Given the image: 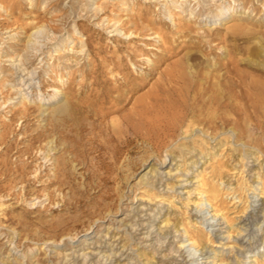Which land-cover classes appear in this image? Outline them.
Masks as SVG:
<instances>
[{"label":"rangeland","instance_id":"rangeland-1","mask_svg":"<svg viewBox=\"0 0 264 264\" xmlns=\"http://www.w3.org/2000/svg\"><path fill=\"white\" fill-rule=\"evenodd\" d=\"M224 11L232 15L215 22L214 17ZM248 36L261 37L243 40ZM263 39L264 0H0V264H264L261 112L241 117L247 120L245 129L233 124L224 128L218 119L210 122L204 101L210 94L197 98L192 113L178 104L174 108L159 103L152 107L157 117L148 120L147 126L141 124L142 132L149 134L146 144L134 138L119 160L111 154L104 158L99 151L71 156L70 177L63 187L52 161L43 159L40 152L51 139L32 144V135L45 131L52 113L67 100L91 102L105 95L110 106V100L133 87H140L134 95L140 100V95L154 84L162 85L159 79L169 75L176 80L174 86L181 82L172 90V85L166 88L175 102L186 81L192 80L191 66H202L201 78L214 77L218 72L213 65L227 64L232 58L247 61L250 57L249 62L263 69ZM232 49L238 54L230 53ZM246 67L241 62L238 69L262 75ZM181 71H186L180 74L183 77L178 76ZM136 99L123 103L124 107L121 104L108 120L131 114ZM183 115L186 123L175 126L176 132L173 119ZM29 146H35L32 153L41 157L39 161L25 153ZM54 153L57 158L62 154L60 149ZM6 162L14 170L26 164L29 175L24 183L12 172L6 179ZM40 165L41 179H36L38 174L33 172Z\"/></svg>","mask_w":264,"mask_h":264},{"label":"bare ground","instance_id":"bare-ground-1","mask_svg":"<svg viewBox=\"0 0 264 264\" xmlns=\"http://www.w3.org/2000/svg\"><path fill=\"white\" fill-rule=\"evenodd\" d=\"M29 1V0H28ZM37 1V0H36ZM33 2V1H32ZM38 3V2H37ZM32 4V3H31ZM33 5V4H32ZM62 12V10H61ZM216 14V13H215ZM231 12L230 13H226L225 11L222 12V14L220 15H217L214 17V21H219L221 19H227L230 17ZM40 16V15H39ZM41 17V16H40ZM43 18V17H42ZM35 19V18H34ZM40 19V18H39ZM44 19V18H43ZM48 20V18L46 19ZM41 21V20H40ZM50 20L46 21L49 22ZM43 23L44 20H43ZM226 23V22H225ZM33 24V23H32ZM42 25V23H40ZM50 25V23H48ZM47 24V25H48ZM44 25V24H43ZM53 25V24H52ZM57 25V24H56ZM65 25V24H64ZM35 26H39V25H34ZM51 26V25H50ZM55 26V25H54ZM33 27V28H34ZM45 27V26H44ZM42 27V28H44ZM244 27V26H243ZM241 26V28L238 26L237 28H240V29H245L246 27L243 28ZM250 27V26H249ZM248 27V28H249ZM40 28V27H39ZM40 28V29H42ZM51 28H54L51 26ZM56 28V26H55ZM58 28V27H57ZM236 30V27H233L231 29H234ZM59 29V28H58ZM57 29V31H58ZM61 29L63 30V27L61 26ZM256 29V28H255ZM255 29H253V31H256ZM28 30V29H27ZM60 30V32L62 31ZM252 29L249 28V31L251 32ZM43 31V30H42ZM41 31V32H42ZM240 31H243V30H240ZM246 31V30H244ZM248 31V33H250ZM252 31V32H253ZM25 32V31H24ZM29 32V31H28ZM229 32V31H228ZM232 32V31H231ZM229 32V34L231 33ZM235 32V31H233ZM236 32H238L236 30ZM235 32V33H236ZM258 32V31H257ZM26 33V32H25ZM241 33V32H240ZM238 32V34H240ZM244 33V32H243ZM262 33V32H261ZM28 34V33H27ZM257 34V33H255ZM237 35V34H236ZM241 35V34H240ZM245 35H247L245 33ZM244 35V36H245ZM249 35V34H248ZM252 35V34H251ZM261 35V34H260ZM27 36V35H26ZM32 36H29V39L27 41H31L32 39ZM261 37V36H259ZM258 36H248L247 38L245 37L243 40L245 41H250L252 38H259ZM28 38V37H27ZM229 38V37H228ZM260 40V39H259ZM262 40V39H261ZM264 40V39H263ZM258 41V40H257ZM207 42V41H206ZM209 42V41H208ZM207 42V43H208ZM254 42V41H253ZM262 43V41H260ZM25 43V42H24ZM206 43V44H207ZM244 43V42H243ZM256 43V42H254ZM26 44V43H25ZM28 44V42H27ZM237 44V43H236ZM246 44V43H245ZM260 44V43H259ZM251 45V44H250ZM256 45V44H254ZM26 46V45H25ZM82 45H80L81 47ZM233 46V45H232ZM237 46V45H236ZM235 47V46H234ZM264 47V46H263ZM262 47V48H263ZM27 47H25L26 49ZM261 48V47H260ZM244 49V48H243ZM27 50V49H26ZM73 50V49H71ZM79 50V49H78ZM82 50V49H81ZM231 50V49H230ZM250 50V49H249ZM248 50V51H249ZM74 51V50H73ZM226 51V50H225ZM236 49H232V51H230V53H236L235 52ZM251 51V50H250ZM1 52V51H0ZM59 52V51H58ZM200 52V51H199ZM227 52V51H226ZM238 52V51H237ZM242 52V51H241ZM243 52L245 53H250V52H246L243 50ZM263 52V51H262ZM79 53V52H78ZM81 53V52H80ZM228 53V52H227ZM264 53V52H263ZM1 54V53H0ZM57 54V53H56ZM201 54V53H200ZM203 54V53H202ZM238 54V53H236ZM227 55V54H226ZM240 55L243 56V54L240 53ZM246 55V54H245ZM249 55V54H248ZM247 55V56H248ZM59 56V55H58ZM78 56V55H76ZM190 56V55H189ZM195 56V55H194ZM204 56V55H202ZM201 56V57H202ZM229 56V55H228ZM235 56V55H234ZM233 56V57H234ZM263 56V55H262ZM1 57V56H0ZM27 60L30 58L29 56H27ZM193 57V55H192ZM197 57V56H196ZM195 57V58H196ZM209 57V55L207 56ZM238 57V56H237ZM60 58V57H59ZM77 58L79 59V57H76V60ZM191 58V57H190ZM199 58V57H197ZM210 58V57H209ZM245 58V57H244ZM263 58V57H262ZM63 59V58H62ZM184 59V58H183ZM207 59V58H205ZM230 59V58H228ZM233 59L235 58H232L231 61L227 64H223L221 66H219V63L213 65V70L214 71H217L218 74L214 75V77L212 76L211 77H208V78H205V76H203V78H201V72H200V68L202 67L200 64L199 65H195V66H191L190 67V74H192V80L191 82L188 80V82L186 81L185 85H187L186 89L183 90V92H180L181 94L179 95V99H176V101L174 102L173 99H171V94L172 91H169L170 89H168V91L166 90V88H168L169 86L168 85H172L171 86V90L172 88H174L175 86H178L180 85V83L177 85V83L175 84V86L172 84L174 83L172 78L173 76L170 74L171 71H168L169 69H171V67L166 70V72H170L169 74L172 76V78L169 76V75H163L162 73V77L165 76V78L163 77L162 79H159L160 82H162V85L160 83H158L159 85H156V86H152V89L149 91L148 90V93H145L143 95H140L142 96V99L141 97H138L140 100L136 99L134 97L135 93L137 91H139L140 87L138 88H129L127 91H125L124 93H121V95L119 94V96L115 97L114 99L110 100V106L107 107L106 104H107V96H101L103 98H96V100H92L90 102L86 100L82 103L79 102L78 100L75 101V102H69L68 100L66 101V104L60 108V110H56V107H55V110L56 111H52V115H51V120L49 122V126L45 129V131H36L34 135H32V140H33V145L36 146V143L38 142H41L42 144V140H49L51 139V141H48L47 143V147H43V148H40V152H43V159L45 160H49L52 161V165H54L55 167V176L58 180V183L60 186L63 187V185L65 184H68V173L70 174L69 170H70V166L72 165V159H71V156H73L74 158H78L80 157L79 154H82L85 152L88 151L89 152H98L99 151V154H102L104 158H106V155L108 154H111L112 158L115 159V160H119V158L125 153V151H127V149L129 148L130 149V145L131 143L133 142L134 138H137L139 140L143 142H145L146 144V141L149 140V134L147 133H144L142 132V127L141 124L142 122H145L143 123V125L146 124V122L154 117H157V115L159 113H155V111H153L152 107H154L155 109V106L159 103H167L170 107H174L175 104H178L179 108L182 107L185 111L187 110V113L191 111V113L193 112V110L195 109V103H196V100L198 97H204L205 94H210V96L207 98V100H204L206 102V104L208 105L207 106V113H209V118H210V122L212 123H215L216 120H220V122L222 123V126L224 128H226L228 125L230 124H233L234 127H243V124H246L245 122L247 121L246 118L245 120L242 121L241 117L243 115H247V112H250L251 113V116L253 114H255V116L259 115V113H257V111L261 112L262 115L264 116V79L261 78V76L264 74V68L262 69V66L260 68V64L259 63H252L249 62L248 60L250 59V57L247 59V61L245 60H241V59H238L237 61H234ZM255 59V58H254ZM257 59V58H256ZM260 59V58H259ZM26 60V59H25ZM31 60V59H29ZM28 60V61H29ZM190 60V59H189ZM192 60V59H191ZM204 60V59H203ZM236 60V59H235ZM260 60H263V59H260ZM188 61V60H187ZM220 61V60H218ZM223 61V60H222ZM226 61V60H225ZM258 61V60H257ZM77 62V61H76ZM182 62V60H181ZM200 62V61H199ZM213 62V61H212ZM221 62V61H220ZM241 62H244V65L249 67L252 69H255L259 72L262 73V75L259 77V76H256V73L255 75H252V74H245V69L244 71H241L238 69V66L241 65ZM25 63V61H24ZM30 63V62H29ZM179 63V62H177ZM191 63V62H190ZM204 63V62H202ZM183 64V63H182ZM197 64V63H196ZM210 64V63H209ZM221 64V63H220ZM176 65V64H175ZM178 65V64H177ZM189 65V64H188ZM180 66V65H179ZM176 67V66H174ZM189 67V66H188ZM244 67V66H243ZM242 67V69H243ZM246 67V68H247ZM177 68V67H176ZM179 68V67H178ZM180 68H182L180 66ZM184 68V67H183ZM205 69V67H203ZM240 68V67H239ZM172 69L175 70V68L172 67ZM203 69V70H204ZM209 69V68H208ZM207 69V71H208ZM211 69V68H210ZM177 70V69H176ZM178 70H181V69H178ZM184 70V69H182ZM202 70V71H203ZM205 71V70H204ZM249 71V70H248ZM248 71H246L248 73ZM174 72V71H173ZM179 71H177L178 73ZM182 73H179L178 76L181 75H185V72L184 71H181ZM189 72V71H188ZM187 72V73H188ZM210 72V70L208 71ZM256 72V71H255ZM203 73V72H202ZM205 73V72H204ZM212 73V72H211ZM210 73V74H211ZM214 73V72H213ZM252 73V72H251ZM175 74V73H174ZM189 74V75H190ZM188 75V74H187ZM204 75V74H203ZM260 75V74H259ZM169 76V77H168ZM175 76V75H174ZM177 77V75H176ZM180 77H183V76H180ZM179 77V78H180ZM264 77V76H263ZM178 78V77H177ZM187 78V77H186ZM175 79V78H174ZM182 79V78H180ZM179 81H184V80H180ZM185 79V78H184ZM157 81V82H159ZM199 81H203L204 83L200 84ZM98 84V83H97ZM27 84L23 85V86H26ZM101 85V84H100ZM133 85V84H132ZM138 85V84H137ZM144 85V84H143ZM182 86H184L183 84H181ZM103 86V85H102ZM127 86V85H126ZM125 86V88H126ZM134 86V85H133ZM140 86V85H139ZM142 86V84H141ZM100 87V86H99ZM109 87V86H107ZM146 87V86H145ZM115 88H119V87H115ZM114 88V89H115ZM121 88V87H120ZM128 88V87H127ZM126 88V89H127ZM144 88V87H143ZM170 88V87H169ZM176 88V87H175ZM178 88V87H177ZM105 90V86L103 88ZM111 89V88H110ZM179 89V88H178ZM176 89V90H178ZM58 90V89H57ZM61 90V89H60ZM97 90V89H96ZM118 90V89H117ZM120 90V89H119ZM102 91V90H101ZM174 91V90H173ZM181 91V89H180ZM60 92V91H58ZM57 92V93H58ZM98 92V91H96ZM105 92V91H104ZM113 93V91H111ZM118 92V91H117ZM170 92V93H169ZM56 93V94H57ZM107 93V91L105 92ZM111 93V94H112ZM128 93H130L128 95ZM178 93V92H177ZM65 94V93H64ZM69 94V93H68ZM67 94V96H68ZM72 94V93H71ZM70 94V95H71ZM110 94V95H111ZM174 94H175V91H174ZM55 95V94H54ZM114 95V94H113ZM178 96V95H177ZM60 97V96H59ZM79 97V96H78ZM97 97V96H96ZM100 97V96H99ZM111 96H109L108 98H110ZM174 97V95H173ZM54 99L55 98H58V95L57 96H54L53 97ZM74 98V97H72ZM86 98V97H85ZM94 98V96H93ZM132 98L136 99L137 102H135V104H133V108L134 110H131L133 111L130 115L127 113V115H123L122 116H118L119 118L118 119H112V121L110 122L109 119V116L112 115L113 113L117 112L121 107V104L123 105L124 104H128L131 102ZM200 98V99H202ZM71 99V98H70ZM80 99V97H79ZM111 99V98H110ZM205 99V98H204ZM76 100V98L74 99ZM82 100V98H81ZM80 100V101H81ZM88 100V99H87ZM149 100V101H148ZM199 100V99H198ZM253 102V106L255 105H258V107H253L249 105V102ZM256 103V104H255ZM109 104V103H108ZM202 104V103H201ZM53 105V104H52ZM56 106V105H55ZM156 106V107H157ZM160 106V105H159ZM162 106V105H161ZM161 106L159 108H161ZM124 107V105H123ZM163 107H167V105L163 106ZM177 107V109H178ZM198 107V106H197ZM126 108V107H125ZM176 108V107H174ZM200 108V106H199ZM206 107H203L202 109H204ZM163 109V108H162ZM176 109V110H177ZM181 109V108H180ZM179 109V110H180ZM198 109V108H197ZM122 110V109H121ZM124 110V108H123ZM131 110H128L131 111ZM173 110V109H172ZM200 112H201V109H199ZM126 111V110H125ZM167 111V110H166ZM165 111V112H166ZM171 111V110H169ZM174 111V110H173ZM127 112V111H126ZM158 112V111H156ZM177 112V111H176ZM206 112V110H205ZM163 113V112H162ZM168 113V112H166ZM170 113V112H169ZM178 113V112H177ZM176 113V114H177ZM249 113V114H250ZM24 114V113H23ZM174 114V113H173ZM180 114V113H178ZM177 114V115H178ZM198 114V113H197ZM195 114V115H197ZM206 114V113H205ZM164 115V113H163ZM181 115V114H180ZM162 116V115H161ZM167 116V115H166ZM187 116V115H186ZM190 116V114H189ZM201 116V115H200ZM254 116V115H253ZM254 116V117H255ZM171 117V115H170ZM175 117V116H174ZM178 117V116H177ZM184 117V115L182 116ZM181 117V118H182ZM203 117V116H202ZM249 117V116H248ZM111 118V117H110ZM167 118V117H166ZM179 118V117H178ZM178 118H174L173 120V125L174 127L179 125V126H182L184 123H186L185 120H187V117H184L180 120H177ZM204 118V117H203ZM257 118V117H256ZM191 119V117H190ZM189 119V120H190ZM193 119V118H192ZM252 119V118H251ZM259 119V117H258ZM261 119V118H260ZM45 120V119H44ZM161 120V118L159 119ZM158 120V121H159ZM164 121L162 122H165V118H163ZM197 120V119H196ZM204 120V119H203ZM249 120V119H248ZM262 120V119H261ZM260 120V122H261ZM169 121V120H167ZM194 121V120H193ZM199 121V120H198ZM252 123H255L256 121L254 120V118L252 119ZM263 121V120H262ZM141 122V123H140ZM161 122V121H160ZM171 122V121H170ZM191 122V120H190ZM201 122V121H200ZM249 122V121H248ZM251 122V121H250ZM152 123V121H151ZM150 123V124H151ZM167 123V122H166ZM165 123V124H166ZM194 123V122H192ZM251 123V124H252ZM148 124V123H147ZM158 124V123H157ZM162 124V123H161ZM160 124V127L162 126ZM164 124V125H165ZM197 124V123H196ZM195 124V125H196ZM263 124V123H262ZM41 125V123H40ZM159 125V124H158ZM167 125V124H166ZM165 125V126H166ZM171 125V124H170ZM189 125V123H188ZM205 125V123H204ZM253 126L257 127L258 125L257 124H252ZM42 126V125H41ZM40 126V127H41ZM147 126V125H145ZM194 126V125H192ZM202 126V125H201ZM211 126V125H210ZM232 126V128H233ZM248 126V124H247ZM251 126V125H250ZM158 127V126H157ZM156 127V128H157ZM178 127V126H177ZM175 127V129L177 128ZM231 127V125H230ZM229 127V129H230ZM245 127V125H244ZM243 127V128H244ZM37 128V127H36ZM35 128V129H36ZM106 128V129H105ZM149 130H150V126L148 127ZM152 128V126H151ZM187 128V127H186ZM185 128V129H186ZM194 128V127H193ZM204 128V126H203ZM145 129H147L145 127ZM169 129V128H168ZM180 129V127L178 128ZM207 129V127H206ZM228 129V130H229ZM245 129V128H244ZM242 129V130H244ZM260 129V128H259ZM39 130V129H38ZM41 130V129H40ZM106 130V131H104ZM159 130V129H158ZM164 130V129H163ZM166 130V129H165ZM164 130V131H165ZM227 130V129H226ZM236 130V129H235ZM249 131V128L247 129ZM247 130H245L247 132ZM251 130V129H250ZM152 131V130H151ZM161 131V130H160ZM159 131V132H160ZM171 131V130H170ZM184 131V130H183ZM220 131V130H219ZM241 131V130H240ZM260 131V130H259ZM104 132H105V135H104ZM157 132V131H156ZM176 132L177 129H176ZM180 132V131H179ZM193 132V131H192ZM205 132V131H204ZM203 132V133H204ZM232 132V131H231ZM233 132H234V129H233ZM239 132V131H238ZM237 132V133H238ZM188 133V132H187ZM245 133V132H244ZM161 134H162V131H161ZM171 134V133H170ZM173 134V133H172ZM171 134V138L173 137ZM185 134V133H184ZM215 134V133H214ZM230 134V133H228ZM251 134H253L251 132ZM250 134V136H252ZM102 135L106 136V138L104 139L105 141V144L103 143V139H102ZM156 135H158L156 133ZM160 135V134H159ZM163 135V134H162ZM178 135V134H177ZM186 135V134H185ZM208 135V134H207ZM219 135V134H218ZM217 135V136H218ZM222 135V134H221ZM226 135V134H225ZM232 135V134H230ZM228 135V136H230ZM234 135V134H233ZM238 135V134H237ZM246 135V134H245ZM249 136V133L247 134ZM246 135V136H247ZM264 135V134H263ZM154 136V135H153ZM161 136V135H160ZM167 136V135H166ZM165 136V137H166ZM180 136H182L180 134ZM227 136V137H228ZM3 137V136H2ZM5 137V135H4ZM3 137V138H4ZM170 137V135H169ZM219 137V136H218ZM224 137V136H223ZM226 137V138H227ZM238 137V136H237ZM236 137V138H237ZM3 138L1 140H3ZM158 138V137H157ZM170 138V139H171ZM212 138V137H211ZM225 138V139H226ZM233 138V136H232ZM246 138V137H245ZM166 139V138H165ZM168 140H170L169 138H167ZM166 139V140H167ZM255 139V138H254ZM264 139V137H263ZM160 139H158L159 141ZM165 140V141H166ZM177 140V139H176ZM217 140V139H215ZM228 140V139H227ZM234 140V139H233ZM252 140V139H251ZM5 141V140H4ZM44 141V142H45ZM155 141V140H154ZM157 141V139H156ZM163 141V140H162ZM224 141V140H223ZM161 142V141H160ZM175 142V141H174ZM225 142V141H224ZM139 143V142H138ZM194 143V142H193ZM237 143V142H236ZM245 143V142H243ZM251 143V142H250ZM257 143H258V140H257ZM31 144V145H32ZM40 144V143H39ZM38 144V145H39ZM44 144V143H43ZM46 144V143H45ZM137 144V143H136ZM164 144V143H162ZM177 144V143H176ZM180 144V143H178ZM186 144V143H185ZM196 144V143H195ZM228 144V142L226 143ZM233 144V143H232ZM154 145V143H153ZM158 145V144H157ZM156 145V146H157ZM173 145V144H172ZM183 145H184V142H183ZM187 145V144H186ZM220 145V144H219ZM242 145V144H240ZM258 145V144H257ZM256 145V146H257ZM34 146V147H35ZM130 146V147H129ZM135 146V145H134ZM143 146V145H142ZM145 146V145H144ZM152 146V145H151ZM163 146V145H162ZM245 146V145H244ZM250 146V145H249ZM34 147L32 149V146H29L26 150H25V153L28 155H30L29 158H36V161H39L41 159L40 156H36L34 157L33 156V153H32V150L34 152ZM38 147V146H37ZM136 147V146H135ZM155 147V146H154ZM182 147V146H181ZM188 147V146H187ZM193 147V146H192ZM247 147V146H246ZM137 148V147H136ZM158 148V146H157ZM167 148V147H166ZM244 148V147H243ZM36 149H39L36 148ZM60 149L61 151V155L60 157L58 156V158L54 155L51 154L52 151H54L56 154V152ZM143 149V147H142ZM169 149V148H168ZM178 149V148H177ZM183 149V148H182ZM187 149V148H185ZM195 149V148H193ZM192 149V150H193ZM242 149V148H241ZM240 149V150H241ZM247 149V148H246ZM256 149V148H255ZM132 150V149H131ZM189 150V149H188ZM250 150V149H249ZM9 151H10V147L7 148V152L9 154ZM36 151V150H35ZM38 151V150H37ZM129 151V150H128ZM160 151V150H159ZM175 152V151H173ZM180 152V150H179ZM184 152V151H183ZM242 152V151H241ZM246 152V151H245ZM24 153V152H23ZM170 153H171V150H170ZM249 153V152H248ZM251 153V152H250ZM250 153H249V156H250ZM256 153V152H255ZM59 154V153H58ZM132 154V153H131ZM242 154V153H240ZM252 154V153H251ZM257 154V153H256ZM24 155V154H23ZM92 155V154H91ZM98 155V154H97ZM101 155V156H102ZM82 156V155H81ZM87 156V155H86ZM110 156V155H109ZM243 156V155H242ZM88 157V156H87ZM91 157V156H89ZM129 157V156H128ZM216 157V156H214ZM20 158V157H19ZM82 158V157H81ZM84 158V157H83ZM96 158V157H95ZM110 158V157H109ZM163 158V157H161ZM165 158V157H164ZM247 158V156L245 157ZM127 159V158H126ZM125 159V160H126ZM130 159V158H128ZM127 159V160H128ZM87 160V159H86ZM96 160V159H95ZM102 160V159H101ZM75 161H79V160H75ZM93 161V160H92ZM104 161V160H103ZM110 161V160H109ZM84 162V161H83ZM82 162V164H83ZM88 162V161H87ZM95 162H98V161H95ZM101 162V161H100ZM120 162V161H119ZM126 162V161H125ZM165 162V161H164ZM22 163V162H21ZM48 163V162H47ZM77 163V162H76ZM106 163V162H105ZM114 163V162H113ZM166 163V162H165ZM129 164H131V162H129ZM20 165V164H19ZM86 165V164H85ZM109 165V164H108ZM113 165V164H112ZM118 165V164H117ZM116 165V166H117ZM5 167L4 171H3V174L6 175V179H10V174H15L16 175V180L18 179L20 181V183H24L26 181V177L29 175V172L26 171L27 170V166L26 164L22 165V166H18V168L16 170H14L13 167H11L9 165L8 162H6L4 165ZM41 166L40 165L39 167L38 166H35V172L33 173H36L38 174V171L41 169ZM75 167V165H73ZM89 166V164H88ZM114 166V165H113ZM16 167V166H15ZM81 167V166H80ZM90 167V166H89ZM92 167V166H91ZM99 167V166H97ZM101 167V166H100ZM102 167H103V164H102ZM105 167V166H104ZM122 167V166H121ZM121 167H118V168H121ZM72 168V167H71ZM79 168V167H78ZM112 168V167H111ZM114 168V167H113ZM106 169V168H105ZM104 169V171H106ZM117 169V168H116ZM90 170H92L90 168ZM103 170V168H102ZM112 170V169H111ZM115 171V169H113ZM119 170V169H117ZM156 170V169H155ZM89 171V170H88ZM94 171V170H93ZM153 171V170H152ZM12 172V173H11ZM97 172V171H96ZM101 172V170L99 171V173ZM110 172H113V171H110ZM117 171H115V174H116ZM156 172V171H155ZM10 173V174H9ZM88 173V172H87ZM95 173V172H94ZM102 173V172H101ZM75 174V173H74ZM77 174V173H76ZM97 174V173H96ZM94 175V174H93ZM109 175V173H108ZM114 175V173H113ZM13 176V175H12ZM54 176V175H53ZM74 176V175H73ZM75 177V176H74ZM100 177V176H99ZM106 177V176H105ZM109 177L111 178V176L109 175ZM12 178V177H11ZM88 178V176L86 177ZM94 178V177H93ZM36 179H41V174H38L36 176ZM76 179V178H75ZM13 180V179H12ZM17 180V181H18ZM90 180V179H89ZM38 181V180H37ZM40 181V180H39ZM93 181V180H92ZM108 181V180H106ZM55 182V180L53 181V183ZM57 183V182H56ZM55 183V184H56ZM102 183V182H101ZM103 184V183H102ZM105 184V183H104ZM103 184V185H104ZM153 185V184H152ZM59 186V187H60ZM73 186V185H72ZM147 186V185H146ZM57 187V186H56ZM58 187V188H59ZM152 187V186H151ZM154 187V186H153ZM47 188V187H46ZM174 188V187H173ZM155 189V188H154ZM76 190V189H74ZM149 190V188H148ZM151 190V189H150ZM155 191V190H154ZM60 193V192H59ZM152 193V191H151ZM76 194V193H75ZM74 194V195H75ZM149 194V193H147ZM150 195V194H149ZM154 195V194H153ZM70 196V195H69ZM73 196V195H72ZM77 197V196H76ZM157 197V196H156ZM64 198V197H63ZM51 199V197H50ZM72 199V197H71ZM75 199V198H73ZM152 199V198H151ZM167 200V199H166ZM74 201V200H73ZM72 202V201H71ZM209 202H211L209 200ZM72 205V203H71ZM211 205V203H210ZM73 206V205H72ZM213 206V205H212ZM77 207V206H76ZM108 207V206H107ZM217 212H215V217L217 216L216 214ZM219 214V213H218ZM219 216V215H218ZM217 216V217H218ZM214 217V216H213ZM167 218V217H166ZM168 221V220H167ZM67 222V221H65ZM60 223V222H59ZM68 223V222H67ZM66 223V224H67ZM165 223V222H164ZM61 224V223H60ZM167 224V223H166ZM174 224H177V223H174ZM168 225V224H167ZM59 226V225H58ZM57 226V227H58ZM69 226V224H68ZM68 226H65V227H68ZM56 227V226H54ZM64 227V228H65ZM179 227V225H178ZM62 227H60L61 229ZM174 228H177L175 227L174 225ZM179 229V228H178ZM50 230V229H49ZM55 230V228H54ZM58 230V229H57ZM68 230V229H67ZM175 231V230H174ZM60 232V231H59ZM58 232V233H59ZM64 232V231H63ZM62 232V233H63ZM52 233V232H50ZM55 233V232H54ZM60 234V233H59ZM170 234V233H169ZM58 235V234H57ZM62 235V234H61ZM59 236V235H58ZM60 237V236H59ZM200 240H202L200 238ZM195 241V238L194 240ZM191 241V243L193 242ZM202 242V241H201ZM193 243H196V242H193ZM195 245V244H194ZM194 247V246H193ZM196 248H199V247H196ZM196 248H192L193 250H197ZM140 252V251H139ZM141 254V253H140ZM145 254V253H144ZM191 255H195L194 252H191L190 253ZM143 256V254H141ZM138 257H141L138 255ZM145 257V256H144ZM149 258V257H148ZM153 258V257H152ZM153 260V259H152ZM253 261V260H252Z\"/></svg>","mask_w":264,"mask_h":264}]
</instances>
